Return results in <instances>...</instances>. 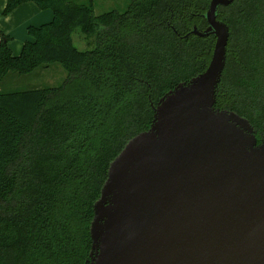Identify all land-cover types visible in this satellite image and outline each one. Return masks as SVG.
<instances>
[{
    "label": "trees",
    "instance_id": "16d2710c",
    "mask_svg": "<svg viewBox=\"0 0 264 264\" xmlns=\"http://www.w3.org/2000/svg\"><path fill=\"white\" fill-rule=\"evenodd\" d=\"M95 0L35 3L52 22L29 27L19 56L0 41V264H86L91 227L110 166L147 131L153 106L209 66L216 37L201 38L212 0H131L95 15ZM218 19L230 29L216 108L264 131V0H234ZM80 30L89 49L79 50ZM59 64V87L5 93L10 74Z\"/></svg>",
    "mask_w": 264,
    "mask_h": 264
},
{
    "label": "water",
    "instance_id": "95a60500",
    "mask_svg": "<svg viewBox=\"0 0 264 264\" xmlns=\"http://www.w3.org/2000/svg\"><path fill=\"white\" fill-rule=\"evenodd\" d=\"M212 0L208 68L153 106L151 127L110 166L86 264H264V135L216 108L230 29ZM264 131V124H263Z\"/></svg>",
    "mask_w": 264,
    "mask_h": 264
},
{
    "label": "rangeland",
    "instance_id": "374dc122",
    "mask_svg": "<svg viewBox=\"0 0 264 264\" xmlns=\"http://www.w3.org/2000/svg\"><path fill=\"white\" fill-rule=\"evenodd\" d=\"M131 0H95V15L111 10L123 12ZM80 30L74 35L75 46L79 50L89 49L91 42L83 39ZM67 78V73L59 64L43 66L34 73L25 76L10 74L2 84L1 90L5 93L24 91L34 88L59 87Z\"/></svg>",
    "mask_w": 264,
    "mask_h": 264
},
{
    "label": "crops",
    "instance_id": "0c3cea01",
    "mask_svg": "<svg viewBox=\"0 0 264 264\" xmlns=\"http://www.w3.org/2000/svg\"><path fill=\"white\" fill-rule=\"evenodd\" d=\"M9 0H0V41L1 35L11 40L9 47L15 56H19L27 41L29 27H41L53 21L54 14L50 10H42L35 3L28 2L20 5L13 12L5 14Z\"/></svg>",
    "mask_w": 264,
    "mask_h": 264
}]
</instances>
